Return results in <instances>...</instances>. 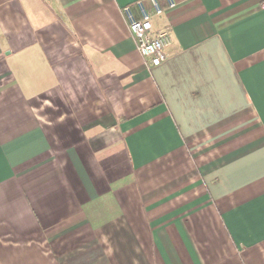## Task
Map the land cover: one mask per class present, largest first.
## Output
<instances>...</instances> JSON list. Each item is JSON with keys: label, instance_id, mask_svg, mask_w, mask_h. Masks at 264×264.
<instances>
[{"label": "crops", "instance_id": "1", "mask_svg": "<svg viewBox=\"0 0 264 264\" xmlns=\"http://www.w3.org/2000/svg\"><path fill=\"white\" fill-rule=\"evenodd\" d=\"M134 1L0 0V264H264V0H176L151 68Z\"/></svg>", "mask_w": 264, "mask_h": 264}, {"label": "built area", "instance_id": "2", "mask_svg": "<svg viewBox=\"0 0 264 264\" xmlns=\"http://www.w3.org/2000/svg\"><path fill=\"white\" fill-rule=\"evenodd\" d=\"M149 4H147V2ZM162 6L160 0H135L121 8L128 23L131 36L136 41V49L145 59L147 67L160 66L167 60V49L172 46V28L154 32L153 18L177 8L176 0H165Z\"/></svg>", "mask_w": 264, "mask_h": 264}]
</instances>
